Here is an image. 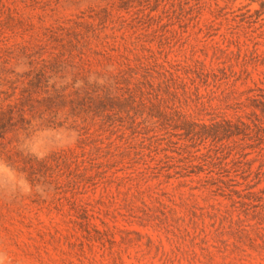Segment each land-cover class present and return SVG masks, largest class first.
<instances>
[{
	"label": "rangeland",
	"instance_id": "rangeland-1",
	"mask_svg": "<svg viewBox=\"0 0 264 264\" xmlns=\"http://www.w3.org/2000/svg\"><path fill=\"white\" fill-rule=\"evenodd\" d=\"M0 264H264V0H0Z\"/></svg>",
	"mask_w": 264,
	"mask_h": 264
},
{
	"label": "trees",
	"instance_id": "trees-1",
	"mask_svg": "<svg viewBox=\"0 0 264 264\" xmlns=\"http://www.w3.org/2000/svg\"><path fill=\"white\" fill-rule=\"evenodd\" d=\"M227 136H229V137H231V136H237V133L230 132L229 135H227Z\"/></svg>",
	"mask_w": 264,
	"mask_h": 264
}]
</instances>
